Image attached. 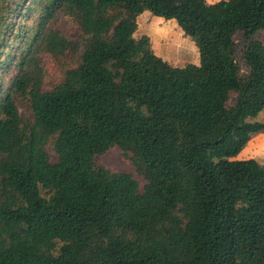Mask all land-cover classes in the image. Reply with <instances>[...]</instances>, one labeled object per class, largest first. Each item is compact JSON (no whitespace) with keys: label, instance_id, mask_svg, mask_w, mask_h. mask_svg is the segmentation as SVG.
Wrapping results in <instances>:
<instances>
[{"label":"trees","instance_id":"16d2710c","mask_svg":"<svg viewBox=\"0 0 264 264\" xmlns=\"http://www.w3.org/2000/svg\"><path fill=\"white\" fill-rule=\"evenodd\" d=\"M144 12L198 64L135 38ZM259 33L264 0H0V264H264V165L235 159L264 133ZM113 148L138 179L95 168Z\"/></svg>","mask_w":264,"mask_h":264},{"label":"rangeland","instance_id":"374dc122","mask_svg":"<svg viewBox=\"0 0 264 264\" xmlns=\"http://www.w3.org/2000/svg\"><path fill=\"white\" fill-rule=\"evenodd\" d=\"M145 17H149L151 20L147 21L138 17V28L134 34L135 38L147 35L155 54L158 55L161 53V56H158H160L163 60L168 61L173 66L182 67L185 64L195 62V60L193 61V58L191 57V54L195 55L194 52H196L197 63L199 62L198 52L194 43L188 37L183 35L174 20L165 21L161 18L154 17L149 12H144L143 18ZM60 24L67 35L75 36L76 32L74 31L71 23L64 19ZM258 37L264 39V33H259ZM235 41L237 43L236 61L240 66L241 72L244 73L246 68L241 58V33H237ZM17 105L22 119L24 121L29 120L31 118V114L28 103L24 100H18ZM46 151L50 156V160L55 162L56 155L53 152L52 140L48 143ZM94 166L95 168L102 167L112 172H125L133 174L132 166L129 160L124 158L122 153L116 148H113L102 156L97 157L94 161ZM134 177L138 179L136 175H134ZM139 182L142 185V182ZM57 247H60V244H58Z\"/></svg>","mask_w":264,"mask_h":264},{"label":"crops","instance_id":"0c3cea01","mask_svg":"<svg viewBox=\"0 0 264 264\" xmlns=\"http://www.w3.org/2000/svg\"><path fill=\"white\" fill-rule=\"evenodd\" d=\"M208 3H215L220 0H206ZM144 13L141 14L139 17L143 20L150 21L149 17L143 18ZM158 21V20H157ZM194 54H191V57L193 58L192 64H198L196 60V52ZM158 55L161 56V53ZM168 62V61H167ZM259 121H264V110L258 115L257 118ZM235 159L239 160H246V159H254L258 163L264 165V133H260L257 135H254L251 140L248 142V144L245 146V148L237 155Z\"/></svg>","mask_w":264,"mask_h":264}]
</instances>
